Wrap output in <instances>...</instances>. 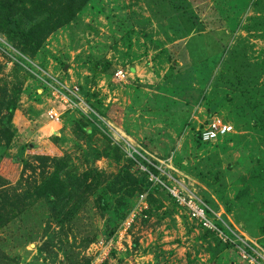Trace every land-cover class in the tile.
I'll use <instances>...</instances> for the list:
<instances>
[{
	"label": "rangeland",
	"instance_id": "obj_1",
	"mask_svg": "<svg viewBox=\"0 0 264 264\" xmlns=\"http://www.w3.org/2000/svg\"><path fill=\"white\" fill-rule=\"evenodd\" d=\"M35 54L0 34L16 98L0 185L41 184L37 157L62 161L73 191L6 222L0 264H264V0H91ZM215 116L233 134L198 144ZM172 192L219 216L230 245Z\"/></svg>",
	"mask_w": 264,
	"mask_h": 264
},
{
	"label": "trees",
	"instance_id": "obj_2",
	"mask_svg": "<svg viewBox=\"0 0 264 264\" xmlns=\"http://www.w3.org/2000/svg\"><path fill=\"white\" fill-rule=\"evenodd\" d=\"M91 0H0V34L7 38L19 52H28L34 57L35 52L41 48L44 40L70 23L76 14L87 5ZM0 80V148L4 152L13 139V133L9 129V121L16 110V98L8 96V89L1 85ZM19 94V90H16ZM264 127V124H262ZM77 128L91 137L96 130L94 123L87 122L86 125H78ZM197 143L201 145L199 133L196 135ZM39 161V172L41 184L33 180L30 184L22 180L17 181L16 185L7 190L4 185H0V228L6 222H10L18 213L36 204L41 199L48 201L67 202L72 196L71 191L63 194L62 182L60 179L62 161L54 162L51 159L37 158ZM50 160L53 167L52 173L45 177L47 168L46 163ZM23 173L28 169L35 175L36 168L31 167L27 162L23 163ZM146 176V175H145ZM88 174H83L82 180L85 182ZM0 177V181H1ZM0 184H2L0 182ZM75 191L81 189V184H75ZM156 186V185H155ZM153 187L157 190L158 187ZM90 186H87L89 188ZM173 199V198H172ZM174 200V199H173ZM100 207L106 208L105 201L100 198ZM230 245V244H228Z\"/></svg>",
	"mask_w": 264,
	"mask_h": 264
},
{
	"label": "built area",
	"instance_id": "obj_3",
	"mask_svg": "<svg viewBox=\"0 0 264 264\" xmlns=\"http://www.w3.org/2000/svg\"><path fill=\"white\" fill-rule=\"evenodd\" d=\"M126 77H127V72H123L121 69H118L114 73V78L119 82L124 81ZM56 99L59 100L58 97ZM62 99L63 97L60 98L61 101ZM48 117L50 120H53L55 122H58L60 119L57 113H49ZM231 134H233V127L229 123H225V121L215 116L211 119V121L207 124V126L199 132V137H200L201 144H211ZM179 194L172 192L171 196L181 208L188 210L189 217L191 218V220L196 221L200 227L207 230L208 232H211V233L215 232V234L219 233L221 235V239L225 238L226 240L224 242L230 244L231 239L227 233V231L229 232L230 230L229 229L223 230V229H220L221 226L218 227L219 223L217 222L221 221L219 216L216 217L215 214L212 213L201 201L200 202L198 201L197 203H194L193 205L192 204L187 205V207H185V205H183L185 203L183 201L182 202L179 201L180 200ZM144 199H145V195L142 194L139 196V202L140 204H143V206L145 204ZM143 208L145 209L146 207L144 206ZM222 223L223 222L221 221V224ZM126 224L129 226L130 220L127 221ZM114 240H115L114 241L115 245L118 246L119 244L118 236H115ZM111 242L112 240L109 242V245L111 244ZM101 244L102 242H99L98 246H101ZM100 260L101 261H99V264H101L102 262V259Z\"/></svg>",
	"mask_w": 264,
	"mask_h": 264
}]
</instances>
